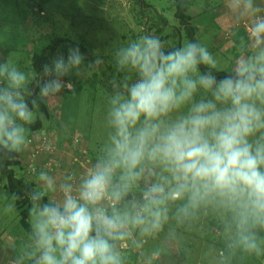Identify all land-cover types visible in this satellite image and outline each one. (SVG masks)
<instances>
[{
  "label": "clouds",
  "instance_id": "clouds-1",
  "mask_svg": "<svg viewBox=\"0 0 264 264\" xmlns=\"http://www.w3.org/2000/svg\"><path fill=\"white\" fill-rule=\"evenodd\" d=\"M225 6L245 33L223 76L200 42L169 49L147 34L116 50L125 79L108 98V132L94 162L59 180L35 174L24 193L29 232L11 246L7 264H132L131 250L170 220L208 213L222 226L217 264L237 255L264 262V0ZM99 63L71 47L43 66L40 83L0 62V158L29 148L41 100L71 90L65 77L88 75ZM19 199L0 195V209L14 215Z\"/></svg>",
  "mask_w": 264,
  "mask_h": 264
},
{
  "label": "rangeland",
  "instance_id": "rangeland-1",
  "mask_svg": "<svg viewBox=\"0 0 264 264\" xmlns=\"http://www.w3.org/2000/svg\"><path fill=\"white\" fill-rule=\"evenodd\" d=\"M191 13L201 43L221 61V69H230L237 41L245 33L243 23H237L232 19V14L225 6V0H198ZM154 14L156 17L162 15L168 19L169 23L164 27L168 33L172 32L174 27L180 26L169 0H145L144 4H139L137 0H0V62L11 60L22 70L35 74L30 63L31 54L40 49L49 36L55 34L83 41L99 54L115 53L127 42L147 35L144 33L147 29L146 24ZM158 21L163 25L162 21L159 19ZM181 33H184L183 29ZM186 42H189V39L181 38V46ZM171 43L173 46L176 45L174 41ZM90 86L92 88L93 85ZM88 89L86 83V92ZM102 95L104 92L100 90L98 96ZM69 97L65 92H61L55 98L47 100L52 118H46L42 112H37L36 121L42 119L43 132L50 131L53 134L52 139L57 145L55 155L62 162L76 152L72 140L77 135L82 136L81 145L88 148L90 154L91 151L94 152L95 160L104 142V131L102 132V128L97 124L103 125L104 116L95 115L96 131L91 129L92 136H87L90 115L83 104L73 106L71 101L66 106ZM80 102L86 100L81 99ZM27 151L21 154L24 167L29 161L31 150ZM75 171L82 173L81 169ZM59 172L57 170L52 174L57 175ZM1 186L0 195H3L6 192ZM216 231L218 236V230ZM3 232L11 242L19 241L17 245L26 239L29 231L21 224L17 209L14 215H5L0 209V233ZM179 237L184 238L180 234ZM173 238L177 240L174 235L162 231L157 237L147 239L142 248L131 250L132 264H184L185 261L178 255L176 242L172 241ZM216 239L215 235H210V246L206 242L200 243L196 253L190 254V264H217V250L224 247V239L221 237L223 242L219 247L214 243ZM124 248L128 249V245ZM156 251L160 254L154 255ZM232 264L264 262L241 259L237 255Z\"/></svg>",
  "mask_w": 264,
  "mask_h": 264
},
{
  "label": "trees",
  "instance_id": "trees-1",
  "mask_svg": "<svg viewBox=\"0 0 264 264\" xmlns=\"http://www.w3.org/2000/svg\"><path fill=\"white\" fill-rule=\"evenodd\" d=\"M144 1L145 0H137L139 4H144ZM169 1L174 9L175 18L178 20L180 26L174 27L172 32L168 33L164 28L166 27L165 25H168L169 23L168 19L162 15L160 17H156L154 14L153 16H150L149 23L146 24L147 20H145L147 29L144 31V33L148 34L149 32L151 35L159 36L169 49L180 47L181 38H187L189 41L201 43L198 30L194 24L191 13L192 8L195 7V5L198 3V0ZM158 19L163 22V25H160ZM182 29L184 33H181ZM134 38L137 37L134 36ZM172 41L176 43L175 46L172 45ZM71 47H79L81 53H83L86 58V62L93 61L98 58L100 63L96 69L88 75L77 77L75 74H72L71 76L64 78L65 81L72 84L71 90L64 89L62 91L65 92L68 97L70 95V99L66 103V106L72 101L73 106H75V104H83L86 107L87 112L90 115V124H88L89 129L87 136H92V131H96V128H94V124H96L95 115L104 116L103 125L100 123L97 125L102 128L101 131H104L102 132L104 133L105 140L108 132L106 125L108 98L113 94L114 88L121 84L125 79V74L117 70L115 64V53L108 54L104 52V54H99L95 52L91 46L87 45L83 41H76L71 37L55 34L49 36L43 46L31 54L30 63L33 68V72L35 73L37 80L42 83L44 79L42 76L43 66L51 64L52 60L59 55H64L66 57L68 50ZM227 70L229 69H223V71H220L217 75L223 76L224 71ZM86 83L89 86L87 92ZM90 84L93 85L92 88ZM32 87L35 89V94L38 96L39 89L36 84H32ZM100 90L104 92V95L98 96V92H100ZM81 99H85L86 102H80ZM100 106H102V108H100ZM104 109H106V112H104ZM37 112H42L46 118H52L47 99L40 101ZM43 127L44 124L42 119L37 120L34 124L30 125L29 136L36 133L37 131L43 132ZM90 131L91 133H89ZM93 154L94 152L91 151L92 158ZM27 165L25 167L23 166L21 154L17 155L14 159L0 158V186L2 185V189H4L7 194L16 193L21 197V199L17 201L16 209L18 211L21 224L29 231L28 208L30 207V204L29 201L24 198V193L30 190L31 186H34L35 180L28 178L29 175L27 173ZM4 178L7 180L6 184L3 183ZM170 229L174 231L170 232ZM216 230H218V236L220 237L217 236ZM163 232L166 234H171V236L174 235L177 238V240L173 238L172 241L176 242L178 247V255L181 257L182 261H185V264H190V254L196 253L200 243L203 244L206 242L209 245L210 235H215L217 237V239L214 241L216 246L219 247L223 242L221 239V237H223L222 226L216 216L211 213L206 215L201 214L197 219L185 222L183 224H177L175 220H170L169 224L165 226ZM179 234L184 236V238L181 239ZM187 236H191L193 238H185ZM222 248L223 246L220 247L219 250ZM188 250L193 252H188ZM219 250H217V252Z\"/></svg>",
  "mask_w": 264,
  "mask_h": 264
},
{
  "label": "built area",
  "instance_id": "built-area-1",
  "mask_svg": "<svg viewBox=\"0 0 264 264\" xmlns=\"http://www.w3.org/2000/svg\"><path fill=\"white\" fill-rule=\"evenodd\" d=\"M245 25L243 24V29ZM245 31V29H244ZM52 133L50 131H44L40 133H34L30 136V155L27 165V173L29 176H34L40 170L48 171L49 174L55 173L63 164V162L56 157L57 145L52 139ZM82 136H75L72 140V144L75 147V154L71 158V164L85 171L87 167L94 162L91 157L88 148L81 145ZM47 153V158L39 161L42 154ZM68 172H76L74 169H67ZM77 173V172H76ZM79 174V173H77ZM127 244L124 245L126 247Z\"/></svg>",
  "mask_w": 264,
  "mask_h": 264
},
{
  "label": "crops",
  "instance_id": "crops-1",
  "mask_svg": "<svg viewBox=\"0 0 264 264\" xmlns=\"http://www.w3.org/2000/svg\"><path fill=\"white\" fill-rule=\"evenodd\" d=\"M29 149L28 148L26 151L29 152ZM27 154V153H26ZM25 154V155H26ZM75 154V153H74ZM73 156V155H72ZM72 156L66 160V159H63V164L62 166L58 169L60 172L56 175V174H51V175H54L56 176V178L59 180V179H62L63 176L66 174V170L67 169H73L76 170V169H79L78 167L76 166H73L71 165V158ZM68 156H66L67 158ZM46 159L47 158V153H44L41 155V157L39 158V161H42L43 159ZM71 165V167H70ZM73 167V168H72ZM80 170V169H79ZM62 172V174H60ZM33 180H35V176L34 177H31ZM7 235L5 234V232L3 233H0V264H7V261L8 259L13 255V252H12V249H11V246L13 244L17 245L19 243V241L17 242H11L9 240V238L6 237ZM23 238V237H22ZM21 238V239H22ZM185 264V263H184Z\"/></svg>",
  "mask_w": 264,
  "mask_h": 264
}]
</instances>
